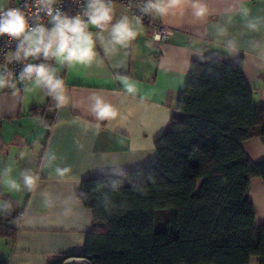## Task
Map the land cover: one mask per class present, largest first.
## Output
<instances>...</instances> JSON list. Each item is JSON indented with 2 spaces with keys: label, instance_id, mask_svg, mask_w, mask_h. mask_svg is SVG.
Masks as SVG:
<instances>
[{
  "label": "crops",
  "instance_id": "1",
  "mask_svg": "<svg viewBox=\"0 0 264 264\" xmlns=\"http://www.w3.org/2000/svg\"><path fill=\"white\" fill-rule=\"evenodd\" d=\"M202 2L208 8L203 19L193 15L189 4L164 17L152 13L155 22L171 30L163 42L154 40L149 28L133 21L124 8L112 5V23L127 16L138 36L127 48L117 46L107 54L97 40V58L90 67L29 57L30 63L57 68L68 96L61 107L34 82L22 89L16 82L15 88L0 89V204L18 216L15 242L0 238V262L48 264L53 258L83 255L93 220L79 197L81 183L154 165L155 141L172 119L182 117L177 96L194 62L214 58L241 63L254 104L264 107V0ZM242 8L248 9L247 16ZM249 22L257 28L247 27ZM89 30L100 31L94 26ZM103 35L108 38L107 31ZM125 78L135 84L134 94L125 90ZM93 95L111 104L118 116L97 119L91 110ZM242 148L253 164L264 161V138L243 142ZM50 155L56 159L49 161ZM58 167L69 171L58 175ZM6 168L11 172L4 176ZM25 171L38 177L32 190L23 185ZM7 179L16 180L20 190L9 189ZM245 197L253 206L254 224H264V180L253 178ZM248 264H258V259Z\"/></svg>",
  "mask_w": 264,
  "mask_h": 264
},
{
  "label": "trees",
  "instance_id": "2",
  "mask_svg": "<svg viewBox=\"0 0 264 264\" xmlns=\"http://www.w3.org/2000/svg\"><path fill=\"white\" fill-rule=\"evenodd\" d=\"M176 108L182 117L155 141L154 165L81 183L93 220L80 256L88 264H264V224H254L245 197L253 178L264 180V161L253 164L242 148L264 138V107L241 63L194 62ZM17 217L0 210L8 244Z\"/></svg>",
  "mask_w": 264,
  "mask_h": 264
},
{
  "label": "clouds",
  "instance_id": "3",
  "mask_svg": "<svg viewBox=\"0 0 264 264\" xmlns=\"http://www.w3.org/2000/svg\"><path fill=\"white\" fill-rule=\"evenodd\" d=\"M57 0H33L35 13L28 16L24 6H9L6 0H0V36L8 37L18 41L15 51L8 54V60L21 62L31 58L43 57L45 60L54 59L59 65L90 67L97 58L95 51L96 41L104 47L105 53L116 51L117 46L127 48L137 36V30L132 26L127 16L122 17L116 23H112L114 9L112 0H86V6L82 15H68L59 7H54ZM185 4H189L193 15L203 19L208 15L207 5L202 0H147L142 7L145 14L155 13L161 17L182 11ZM43 12L51 27H46L41 22L40 13ZM244 16L248 15V9L242 8ZM31 21V22H30ZM94 26L100 31L93 33L89 30ZM252 30L257 28L256 23L247 24ZM107 31L108 38L103 35ZM225 30H222V32ZM57 68L46 63H27L18 75L19 81L34 82V84L46 90V94L57 102V107L63 106L68 96L66 94L65 82L57 75ZM11 72L5 74L0 71V89L5 87L15 88L16 84L11 82ZM124 88L129 94H134L137 89L134 83L127 78L124 79ZM92 112L96 118L112 120L118 116L117 110L107 103L101 96L93 95ZM23 155V154H21ZM55 155L49 156V161H54ZM69 169L57 168L58 175L63 176ZM10 168L4 170L7 176ZM23 185L32 190L37 183L38 177L28 171L22 172ZM11 190H20V184L14 179L4 181ZM7 204H0V210L6 209Z\"/></svg>",
  "mask_w": 264,
  "mask_h": 264
},
{
  "label": "built area",
  "instance_id": "4",
  "mask_svg": "<svg viewBox=\"0 0 264 264\" xmlns=\"http://www.w3.org/2000/svg\"><path fill=\"white\" fill-rule=\"evenodd\" d=\"M147 3V0H112V5H119L124 8L131 16L132 20L139 22L149 28L152 38L158 42H163L170 37L171 30L165 26L155 22L152 19V13L145 14L142 11V7ZM25 12L28 16H33L35 13V7L33 5V0H11V7L24 6ZM86 6V0H57V4L54 7H59L62 11L66 12L70 16L81 14ZM41 22L49 27L50 23L47 16L41 12L40 13ZM31 22V21H30ZM18 41L5 36H0V66L2 72L7 74L12 73L10 78L11 82H16L20 89L24 88L28 81H19L18 75L22 71L25 64L30 63L29 59L17 62L15 60L9 61L7 59L8 54L15 51V47ZM64 264H88V262L83 261L81 258L70 257L64 261Z\"/></svg>",
  "mask_w": 264,
  "mask_h": 264
},
{
  "label": "bare ground",
  "instance_id": "5",
  "mask_svg": "<svg viewBox=\"0 0 264 264\" xmlns=\"http://www.w3.org/2000/svg\"><path fill=\"white\" fill-rule=\"evenodd\" d=\"M83 261L87 262L86 260L82 259Z\"/></svg>",
  "mask_w": 264,
  "mask_h": 264
}]
</instances>
